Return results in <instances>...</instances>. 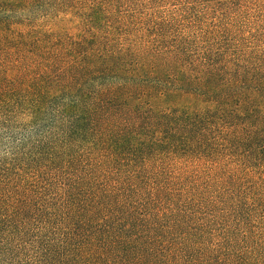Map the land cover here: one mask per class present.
I'll return each instance as SVG.
<instances>
[{
  "label": "trees",
  "instance_id": "obj_1",
  "mask_svg": "<svg viewBox=\"0 0 264 264\" xmlns=\"http://www.w3.org/2000/svg\"><path fill=\"white\" fill-rule=\"evenodd\" d=\"M0 264H264V0H0Z\"/></svg>",
  "mask_w": 264,
  "mask_h": 264
}]
</instances>
